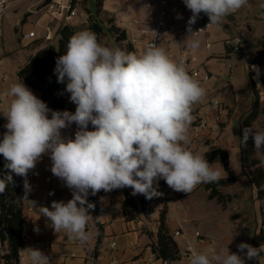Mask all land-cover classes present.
Returning a JSON list of instances; mask_svg holds the SVG:
<instances>
[{
  "label": "clouds",
  "instance_id": "9594fccd",
  "mask_svg": "<svg viewBox=\"0 0 264 264\" xmlns=\"http://www.w3.org/2000/svg\"><path fill=\"white\" fill-rule=\"evenodd\" d=\"M183 3L192 15L182 45L194 50L199 47L195 36L202 30L193 32L191 26L201 13L208 16L209 24L219 26L227 16L250 6L249 0ZM260 7L264 9V4ZM252 70L258 72L256 66ZM54 73L58 83L66 82L65 91L76 105L74 113L52 111L21 80L6 92V107L0 114L7 120V131L0 141V155L9 171L0 178V194L13 183L12 174L23 177L21 199L47 218L55 233L64 232L82 245L89 241L87 226L95 207L88 201L90 193L127 187L133 196L151 200L163 195L158 190L161 179L173 191L188 194L201 183L223 178L220 163H210L189 148L193 106L206 98L207 89L189 74L183 57L173 58L153 42L140 53L113 49L85 29L70 37L66 52L56 59ZM73 123L74 138L62 137L61 130ZM238 139L245 145L251 139L264 161V131L244 127ZM43 155L50 157L51 173L71 190L67 202L52 201L46 207L28 198L32 191L28 173ZM237 248L238 253L211 254L190 249L187 261L245 264V259L260 260L264 253V244L257 248L242 242ZM22 251L29 264H50L39 249Z\"/></svg>",
  "mask_w": 264,
  "mask_h": 264
},
{
  "label": "crops",
  "instance_id": "0c3cea01",
  "mask_svg": "<svg viewBox=\"0 0 264 264\" xmlns=\"http://www.w3.org/2000/svg\"><path fill=\"white\" fill-rule=\"evenodd\" d=\"M21 1L17 0L12 7ZM56 1L57 6L62 5L69 7V9H64L61 15L56 16L55 12L52 13L47 8V3L51 0H30L27 2V10H31L30 14L38 17L36 24H25L24 32L35 31L37 36L32 41H27L22 50H16L12 45L7 46L6 39L0 37V111H3L6 107L8 99L6 92L9 87L18 80L22 81L18 76L20 68L48 42L54 43L55 39L57 42L60 29L64 24L73 26L75 32L85 29L90 30L88 18L93 14L95 8L90 7V0L85 1L88 3L87 7L84 6L82 0ZM95 4L96 0H94V6ZM261 4H264V0H249V7L242 8L227 16L219 26L211 25L205 34L195 36L203 43V54H206L213 47L219 48L218 51L222 52V43L225 45L227 54L224 69L225 78H220L218 81L212 79V81L203 84L207 89V96L202 102L197 103L201 106L196 107V104L193 106L191 113L193 119L190 125L192 143L189 148L201 155L216 148L225 149L231 167L238 177L235 182L219 187L223 194L232 196L226 202H231L233 213L240 217L243 223L242 229L237 234L232 235L226 233L224 228L222 229L225 242L230 245L232 250L230 253H238V248L234 246V240H245V243L251 245L254 236L260 231L264 222V199L259 197L258 188L250 181L249 169L244 168L242 165L241 142L238 139L242 136L241 119L253 106L255 93L252 79L259 94L260 106L259 115L253 127L264 131V72L259 62H253L259 51L264 48V9L260 7ZM154 6H157L155 12ZM116 8L118 12L115 11ZM101 9L111 18L112 24L121 30L120 22L131 18H138L144 25L153 28L159 18L160 5L156 2L151 7H146L139 5L137 0H102ZM9 10L0 16H6L11 28H14L16 33L19 34L21 28H15V26L20 20L18 19L16 23L14 16L9 14ZM71 10L75 11V15L70 16ZM178 15L181 18H177ZM191 15V11L186 8L183 0H171L168 7V23L171 32L160 45L167 52L173 51L179 55L188 48L182 44L189 35L187 27ZM204 21H209V18L201 13L196 23L191 26L192 31L194 32L195 28L203 24ZM48 27L53 35L51 40L44 39ZM228 47L232 48V51L228 52ZM135 48L140 53L145 46L140 44ZM195 55L198 63L199 54L195 53ZM262 60L264 62V56ZM252 66H256L258 72L252 70ZM206 70L210 73L213 72L211 70L221 71L218 67L210 68L208 66H206ZM241 76L245 77L244 82L241 79L238 80ZM32 92L40 99L41 95L38 91ZM213 96H217L215 100ZM211 102L213 106L210 109L205 108V105ZM75 109L76 106L70 101L69 93L65 111L74 113ZM198 118H204L206 126L200 137L193 139ZM6 123L7 120L4 118L3 126L0 128L2 135L7 131L5 128ZM89 130H93L91 125H89ZM76 131L77 126L73 123L62 129L61 135L64 138H74ZM2 135L0 141L3 139ZM257 158L259 157L257 156ZM219 163L223 166V178H225L228 173L222 162L218 161L217 166H219ZM261 165L264 167V161L262 160ZM50 168V157L43 155L37 162L36 167L28 173L27 180L32 187L31 194L37 202V206L50 207L52 201L63 200L67 202L72 198L71 190L64 185L63 181L51 173ZM242 173L245 174L246 182L240 180L239 175ZM160 182L164 184L163 189L166 190V194L151 200L147 199L144 210H141L140 204V199L144 196L139 194L134 196L138 201L141 212L133 220L126 219L122 209V202L125 199L123 191H103L97 201L99 207L97 217L99 219L93 213H90L91 219L87 226L90 239L83 245L76 240L69 239L64 232L55 233L48 226L47 218L40 216L38 210L24 212L26 221L23 235L24 237L31 235L32 238L25 241L21 247L19 255L22 259L18 264H29L26 253L22 251L27 248L39 249L47 256L46 249L37 243L36 237L53 242V264H161L162 259L157 256L153 248L158 239L160 214L165 208L167 209V223L171 233L173 234L180 224L183 226V235H173L180 249L185 246L187 240H190L200 247L201 252L205 254L222 253L220 249L214 246L208 234L199 229L198 226L195 227V231H192L191 228L188 230L184 228L183 223L193 221L198 217V213L193 211L187 215L184 209L185 205L176 201L177 198L182 196V193L173 191L164 180L161 179ZM241 182L243 183L241 184ZM21 183L24 185L23 177H21ZM200 185L206 188L205 184L201 183ZM206 193L207 195L210 194V190L207 188ZM88 201L90 203L93 201L91 193L88 196ZM97 220L103 228V237L100 243ZM217 227L218 230L221 229V226ZM35 228H38L39 231H34ZM197 231L206 239L205 243L198 241L195 234ZM177 237H180V241L177 240ZM7 252V243L0 242V264H4L1 255ZM240 255H243V253H240ZM255 264H264V253Z\"/></svg>",
  "mask_w": 264,
  "mask_h": 264
},
{
  "label": "trees",
  "instance_id": "16d2710c",
  "mask_svg": "<svg viewBox=\"0 0 264 264\" xmlns=\"http://www.w3.org/2000/svg\"><path fill=\"white\" fill-rule=\"evenodd\" d=\"M86 0H83L85 2ZM97 7L100 8L102 0H96ZM89 28L94 32L97 37L102 33L103 28L100 25L95 24L90 20ZM115 32V39L123 42L126 40L127 35L124 30L113 25L111 28ZM76 33L73 26L64 24L60 29V36L57 40V44L48 42L42 49L32 55L28 62L20 68L18 76L22 79L23 83L32 91H38L40 93V99L44 101L49 109L52 111L63 112L66 109V102L68 98V92L65 83H58L57 76L54 73L56 66V59L58 56L64 54L67 49V44L70 37ZM127 51L137 52V49L132 44H128ZM232 51V48L228 47V52ZM138 53V52H137ZM264 48L258 53V56L253 59V62H259L264 72ZM254 87V101L251 110L245 114L241 119V127H253L254 122L259 115V94L256 89V85L252 79ZM51 112L49 113V118ZM3 114H0V128L4 122ZM242 153V165L244 168L249 169L250 181L258 188V194L261 199H264V167L261 165V160L257 158L256 152L253 146V141L249 139L245 145L241 143ZM206 159L212 162H222L224 168L228 173L227 177L219 180L218 183H203L206 188L210 190V198H217L219 202H223L224 197L220 193L219 187L235 182L238 177L234 173L228 153L223 148H216L206 151L203 154ZM6 163L4 157L0 155V177L6 174L9 170L4 168ZM13 175V183L8 184L5 192L0 194V242L7 243L8 252L1 255L4 264H18L20 249L24 244V226L26 217L24 215L23 206L24 200L21 198L24 196V187L21 183V177L15 174ZM114 191H123L125 193V199L122 202V209L126 216V219L133 220L140 214L138 201L132 195L131 188L115 189ZM103 190L99 191L96 195H92V204L95 205L94 209L90 213H93L96 217L99 213V207L97 204L98 198ZM146 198L140 199L141 210L145 209ZM99 226V243L103 237V228L97 220ZM264 244V222L260 228V231L254 236L252 241L253 247H260ZM154 251L157 256L162 260L175 261L178 260L180 254V247L173 237L167 223V209H163L159 218V229L157 243L154 245ZM97 255V252L95 253ZM263 253H261L262 255ZM244 255V254H243ZM242 255V256H243ZM254 260L245 259V264H255Z\"/></svg>",
  "mask_w": 264,
  "mask_h": 264
},
{
  "label": "rangeland",
  "instance_id": "374dc122",
  "mask_svg": "<svg viewBox=\"0 0 264 264\" xmlns=\"http://www.w3.org/2000/svg\"><path fill=\"white\" fill-rule=\"evenodd\" d=\"M30 0H22L19 4H16L14 7H12L8 12L9 14H12L15 18V22L19 19L20 22L15 26V28H21V32L19 34L16 33V30L14 28H11L10 22L6 19V16H0V37H3L6 39L7 46L12 45L14 49L16 50H22L23 46L27 44V41H25L22 37V35L26 32H24V26L25 24H36L37 21V15L30 14L32 11L27 10V2ZM83 1V0H82ZM41 4V3H40ZM84 6L87 7L88 3L83 2ZM90 7L93 9V14L89 16L88 20L90 25V20H92L95 24L100 25L103 28L102 33L98 36V40L105 46H108L110 48L116 49H124L127 50L128 43L125 41L122 43L117 42L115 38V32L113 29L112 20L111 18L105 14L101 7L98 8L97 4L94 6V0H90ZM154 12L156 10L157 6H154ZM154 16V15H153ZM17 23V22H16ZM19 25V26H18ZM150 28V27H149ZM215 30V29H212ZM202 38V37H201ZM196 39V38H195ZM56 40V39H55ZM54 40V43L57 44V42ZM202 40V39H201ZM222 45V52H219L216 47H213L211 50L206 52V54H203L202 51L203 43L202 41H199V47L197 49H193L195 53L198 55V68L203 72H208L206 70V66L210 68L218 67L221 69V71H214L208 72L211 75V81L212 79H215L218 81L220 78L224 79L225 75V66H226V49L224 43ZM224 57V58H223ZM245 81V77L241 76L238 78V80ZM224 87V85H223ZM218 96V95H217ZM213 96V99L215 100V97ZM75 105V104H74ZM76 106V105H75ZM201 106L200 104H196V107ZM211 106H213V103H208V105H205V108L210 109ZM195 107V109H196ZM2 134L0 133V136ZM3 136V135H2ZM241 178L240 180H245L246 177L245 174L242 173L239 175ZM243 178V179H242ZM243 182H241L242 184ZM182 193V196L180 198H177V202L183 203L185 213L188 215V213L197 212L198 217H196L193 221H187L184 222V228L185 229H192V231H195V227L198 226L199 229L205 231L208 234V237L212 240V243L214 246L217 247V249H220L222 253H227V250L231 252L230 245L225 242V236L222 235V229L224 228V231L229 234H237L242 229L243 223L240 217H237L233 213V207L230 205V203L226 202L228 198H232L231 195L223 194L221 191L220 193L223 195L224 199L223 202H219L218 199H211L209 195L206 193V188L202 185H199L197 187V190L191 192V193ZM231 201V200H230ZM229 205V206H228ZM227 207V208H226ZM217 226H221V229L218 230ZM177 240L180 241V237H177ZM245 243V240H234V246L237 247L240 243Z\"/></svg>",
  "mask_w": 264,
  "mask_h": 264
},
{
  "label": "built area",
  "instance_id": "2783aa9c",
  "mask_svg": "<svg viewBox=\"0 0 264 264\" xmlns=\"http://www.w3.org/2000/svg\"><path fill=\"white\" fill-rule=\"evenodd\" d=\"M137 1L139 5L146 6V7H151L154 3L158 2L160 5L159 18L153 28L147 27L138 18H131L130 20H127V21L122 20L120 22V26L127 35L125 42L128 44H132L133 46L142 44L146 47L151 42L157 45H161L162 42L167 37V35L171 32L169 23H168V7H169L171 0H137ZM16 2L17 0H0V15L6 12L7 10H9ZM47 8L50 12L52 13L55 12L56 16L59 14L61 15L64 9H69V7H66V6H62V5L57 6L56 0H51V2L47 3ZM115 11L118 12V9L116 8ZM73 15H75V11L71 10L70 16H73ZM209 23L210 21H204L203 24L197 26L194 32L200 31V30L202 31H200L196 36L205 34L210 28V26L212 25ZM36 36L37 35L35 31H30L22 35L25 41H32L33 39L36 38ZM44 39L45 40L53 39V35L49 27L47 28V33L44 36ZM168 54L171 57L176 58V59L183 57L187 65L189 74L194 79L200 81L202 85L208 83L211 80V75L208 72H203L198 68L197 56L195 55L194 51L191 48L189 47L186 48V50L179 55L173 51H169ZM197 122L198 124L195 127L196 130L193 133V139L199 138L201 135V132L206 126V120L204 118H198ZM163 186L164 184L159 181L158 190L162 192L163 195H165L166 190L163 189ZM28 198L30 200H34L31 192L29 193ZM33 210L34 208L24 201L23 211L28 213ZM183 234H184L183 226L180 224L179 227L174 231L173 235L181 236ZM195 234H196V238L198 239L200 243L206 242V239L201 235L199 231H197ZM30 238H32L31 235L25 236L24 242ZM35 239L38 244L42 245L46 249L47 256L49 257V260H50V264H53V259H54V254L52 252V249L54 247L53 242L47 239L39 238V237H36ZM190 249H195L201 252L200 247L196 246L192 241L187 240L185 246L182 249H180L178 260H175V261L162 260L161 264H188L187 257L190 254ZM21 259L22 258L19 256V262Z\"/></svg>",
  "mask_w": 264,
  "mask_h": 264
}]
</instances>
